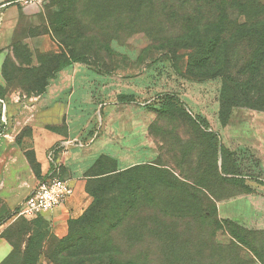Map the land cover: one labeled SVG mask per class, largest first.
Wrapping results in <instances>:
<instances>
[{
	"label": "rangeland",
	"instance_id": "1",
	"mask_svg": "<svg viewBox=\"0 0 264 264\" xmlns=\"http://www.w3.org/2000/svg\"><path fill=\"white\" fill-rule=\"evenodd\" d=\"M161 1L34 0L13 14L0 12L7 79L0 100H38L42 81L45 94L59 91L53 57L69 41L85 54L61 71L69 86L57 99L76 113L74 134H96L79 151L86 156L82 174H119L88 184L103 186L95 194L101 216L90 228L98 255L77 264H264V110L218 103L223 81L247 57V42L217 38L229 54L211 66L233 69L228 77L194 75L193 51L177 47L174 60L156 46L212 36L182 35V10L166 0L171 8L164 11ZM169 10L176 20H162ZM209 23L198 21L227 29L234 22ZM0 113L1 129V103ZM37 221L0 217V239L11 248L0 264L23 263L27 236L46 232ZM58 240L45 239L39 264H56Z\"/></svg>",
	"mask_w": 264,
	"mask_h": 264
},
{
	"label": "trees",
	"instance_id": "2",
	"mask_svg": "<svg viewBox=\"0 0 264 264\" xmlns=\"http://www.w3.org/2000/svg\"><path fill=\"white\" fill-rule=\"evenodd\" d=\"M173 4L182 10V16H179L181 17L179 20L180 24L184 23L182 35H194L200 38L212 36V38H196L193 45L166 42L157 45L156 48H163L174 60L177 59V47L193 51L189 64L194 75L202 77L210 73H222L223 77H228L233 72V69H231V72L228 71L226 73L218 66H211L212 63L218 64L217 58L219 59L222 55L227 56L229 54L228 49L219 44L220 40H222V37L232 34L237 41L247 42L246 45L241 43L244 46L243 49H247V57L238 66L237 75L233 72L231 78L223 81L218 103L222 107L228 104L264 110V0H173ZM161 7L166 11L171 8V4L169 2V8H165L166 0H162ZM189 7L192 8V14H195L192 19H190ZM166 15L167 17L165 18L167 19L163 18L162 20L167 22L177 18V13L172 10H169ZM200 19H210L208 25H213L214 22L222 19H231L234 23L231 27L232 29L221 26L213 28L203 25L201 27L198 24ZM191 22H194V24ZM163 25L165 26V23ZM57 29L62 32V25L59 28L55 26V30ZM200 34L202 36H199ZM218 37L221 39L217 40ZM65 48L60 50L59 55L53 57L57 64L52 73L64 70L85 55L81 50L74 48L73 41L66 43ZM0 74L1 78L7 82L3 67L0 69ZM46 85L43 81L39 83L37 85V93L43 94ZM26 156L34 174L39 177V168L31 153L27 152ZM118 174L115 170L104 169L94 175H84L89 177L86 184V192L92 198V203L79 218L68 222L67 235L57 241L58 244L51 254L53 262L56 264H77L87 259L89 260L93 255L97 257L98 252L91 248V245L97 242V232L94 230L93 234L90 228L95 222H98V218L101 216V202L97 201L95 194L101 189L103 190V186L99 187L98 191H94L92 189L89 190L88 184L92 180L105 179ZM44 180V177L40 178L39 182ZM36 220L38 221L34 226L44 224L46 232L35 230L27 236L22 251V264H39L38 260L42 253L45 239L53 238L50 235L48 224L41 216L36 218ZM7 259H9V256Z\"/></svg>",
	"mask_w": 264,
	"mask_h": 264
},
{
	"label": "crops",
	"instance_id": "3",
	"mask_svg": "<svg viewBox=\"0 0 264 264\" xmlns=\"http://www.w3.org/2000/svg\"><path fill=\"white\" fill-rule=\"evenodd\" d=\"M33 2L34 0H0V12L7 16L17 12L23 4ZM59 75L58 82L54 85L59 91L46 93L47 95L44 93L38 100H28L17 105L3 101L5 120L8 121L0 129V217L14 216L40 178L47 177L52 167L46 157L48 151L68 138L79 137L74 134L75 111L68 101L61 102L57 99L60 90L69 86L64 83V72L60 71ZM81 150L70 148L66 154L55 155V160L60 165L61 179L73 190L63 206L41 215L48 224L50 235L57 239L67 235L68 222L79 218L92 203V198L86 192L89 177H85L81 171L82 161L86 158L84 152L79 154ZM27 152L31 153L38 165L39 177L32 170ZM10 250L0 239L1 260Z\"/></svg>",
	"mask_w": 264,
	"mask_h": 264
},
{
	"label": "built area",
	"instance_id": "4",
	"mask_svg": "<svg viewBox=\"0 0 264 264\" xmlns=\"http://www.w3.org/2000/svg\"><path fill=\"white\" fill-rule=\"evenodd\" d=\"M17 99L15 100L16 102ZM30 100H35V98H31ZM0 103L2 104L3 112L1 121L5 124V106L2 100H0ZM95 137L96 134L93 133L86 139L80 137L68 138L48 151L46 157L52 165L51 171L44 181L38 182L31 190L29 196L16 212L15 218L23 217L28 220H34L64 205L67 199L73 194V190L66 181L61 179L60 165L56 162L55 155L58 153L66 154L70 148L84 149L93 143Z\"/></svg>",
	"mask_w": 264,
	"mask_h": 264
}]
</instances>
